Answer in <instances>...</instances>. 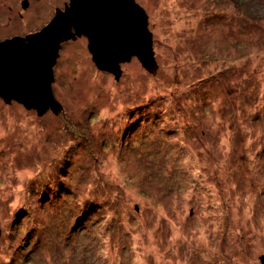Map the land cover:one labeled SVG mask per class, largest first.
<instances>
[{
	"label": "rangeland",
	"instance_id": "rangeland-1",
	"mask_svg": "<svg viewBox=\"0 0 264 264\" xmlns=\"http://www.w3.org/2000/svg\"><path fill=\"white\" fill-rule=\"evenodd\" d=\"M135 1L152 70L76 35L57 114L0 97V264H264V0ZM69 3L0 0V40Z\"/></svg>",
	"mask_w": 264,
	"mask_h": 264
},
{
	"label": "water",
	"instance_id": "water-1",
	"mask_svg": "<svg viewBox=\"0 0 264 264\" xmlns=\"http://www.w3.org/2000/svg\"><path fill=\"white\" fill-rule=\"evenodd\" d=\"M76 35L88 38L96 67L116 79L120 63L132 55L143 67H154L147 14L135 0H70L40 31L0 42V97L35 108L38 114L47 109L57 114L62 106L53 96L52 67L61 42ZM260 259L264 262V256Z\"/></svg>",
	"mask_w": 264,
	"mask_h": 264
},
{
	"label": "flooded vegetation",
	"instance_id": "flooded-vegetation-1",
	"mask_svg": "<svg viewBox=\"0 0 264 264\" xmlns=\"http://www.w3.org/2000/svg\"><path fill=\"white\" fill-rule=\"evenodd\" d=\"M27 5H28V3H27V2H24V3L22 4V8H26ZM57 10H59V8H58L57 6H55L54 9H53L54 15H55V13H56ZM12 37H22V36H21V35H15V36H12ZM4 39H8V37H5ZM4 39H3V40H4ZM3 40H0V42L3 41ZM4 41H5V40H4Z\"/></svg>",
	"mask_w": 264,
	"mask_h": 264
},
{
	"label": "trees",
	"instance_id": "trees-1",
	"mask_svg": "<svg viewBox=\"0 0 264 264\" xmlns=\"http://www.w3.org/2000/svg\"><path fill=\"white\" fill-rule=\"evenodd\" d=\"M261 256H264V255H261Z\"/></svg>",
	"mask_w": 264,
	"mask_h": 264
}]
</instances>
